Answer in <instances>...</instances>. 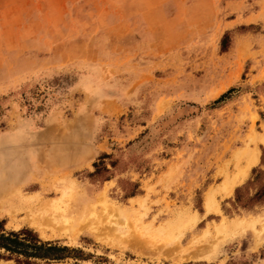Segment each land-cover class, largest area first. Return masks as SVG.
Instances as JSON below:
<instances>
[{"label": "rangeland", "instance_id": "374dc122", "mask_svg": "<svg viewBox=\"0 0 264 264\" xmlns=\"http://www.w3.org/2000/svg\"><path fill=\"white\" fill-rule=\"evenodd\" d=\"M3 155L37 167L24 197L89 210L56 233L0 211L65 248L31 264H264V0H0Z\"/></svg>", "mask_w": 264, "mask_h": 264}, {"label": "bare ground", "instance_id": "6f19581e", "mask_svg": "<svg viewBox=\"0 0 264 264\" xmlns=\"http://www.w3.org/2000/svg\"><path fill=\"white\" fill-rule=\"evenodd\" d=\"M239 158H244L247 164L245 166L237 165V173L233 175L232 178L225 179V182L221 187L225 194L233 191L234 187L246 178L251 167L257 163V148H254V150L251 151L248 150L246 153H244V151L241 152ZM6 160L7 159L4 156L3 164H0V177H2L0 179V211L2 213H5L6 215L8 214L13 218V216L16 217L17 215H22L24 212L26 213L25 218L26 221H28V224L42 233L45 229H50L53 233L59 231L67 232L68 229L73 232L79 227L83 218L88 216L89 210L86 207H83V204L77 203L78 201H75L72 205L63 202L64 197L71 195L72 190L70 191L69 189H64L63 197L56 203H41L39 201V195L24 197L22 195V190L16 186H11L10 183L17 180L19 177L30 175V173L37 167H31L28 164L18 166L16 163ZM37 176L38 175H36V177ZM29 188H31V186L27 189ZM208 207L210 208L209 204ZM49 215L53 217L48 221L47 217Z\"/></svg>", "mask_w": 264, "mask_h": 264}, {"label": "trees", "instance_id": "16d2710c", "mask_svg": "<svg viewBox=\"0 0 264 264\" xmlns=\"http://www.w3.org/2000/svg\"><path fill=\"white\" fill-rule=\"evenodd\" d=\"M264 190V189H263ZM237 190H235V199ZM263 192V191H262ZM261 194L256 193L249 198L256 201ZM237 201V200H236ZM65 248H59L50 243L40 242L35 235L27 230L4 233L0 230V251L7 253V260H14L16 264H31V260L57 261L63 259L61 252ZM11 256H14L12 258Z\"/></svg>", "mask_w": 264, "mask_h": 264}, {"label": "crops", "instance_id": "0c3cea01", "mask_svg": "<svg viewBox=\"0 0 264 264\" xmlns=\"http://www.w3.org/2000/svg\"><path fill=\"white\" fill-rule=\"evenodd\" d=\"M258 154H259V153H258ZM258 156H259V155H258ZM258 160H259V157H258ZM258 160H257V163H258ZM257 163H256V164H257ZM256 164H255V165H256Z\"/></svg>", "mask_w": 264, "mask_h": 264}]
</instances>
